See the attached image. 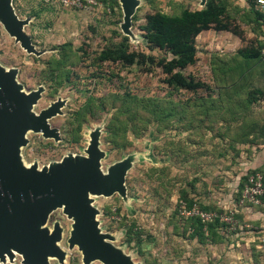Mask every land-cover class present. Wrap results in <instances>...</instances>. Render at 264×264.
I'll return each instance as SVG.
<instances>
[{"label": "rangeland", "instance_id": "obj_1", "mask_svg": "<svg viewBox=\"0 0 264 264\" xmlns=\"http://www.w3.org/2000/svg\"><path fill=\"white\" fill-rule=\"evenodd\" d=\"M226 2L238 34L209 30L196 38L197 61L181 71L203 84L194 91L167 85L157 64L171 56L148 47L142 27L156 12L201 10L199 0H139L131 35L121 30L119 0H99L86 11L12 0L17 16L29 20L24 31L40 56L27 54L0 24V66L17 70L24 93L43 89L33 112L64 103L61 114L48 121L59 141L27 132V145L20 149L23 165L40 170L68 155L85 156L96 130L104 173L131 159L125 198H90L100 231L134 264H264V218L257 209L237 207L233 196L242 174L264 169V62L238 54L255 48L264 29L249 12L252 0ZM118 48L145 60L137 58L131 66L100 61L103 52ZM249 94L256 100L251 105ZM189 200L241 217L234 227L219 228V240H207L208 231L191 225L186 215ZM55 223L63 230L62 264H83L78 249L68 248L72 221L62 209L51 213L46 226L52 230ZM48 262L60 264L55 258ZM0 264H21V257Z\"/></svg>", "mask_w": 264, "mask_h": 264}, {"label": "water", "instance_id": "obj_2", "mask_svg": "<svg viewBox=\"0 0 264 264\" xmlns=\"http://www.w3.org/2000/svg\"><path fill=\"white\" fill-rule=\"evenodd\" d=\"M203 8L207 0H199ZM123 12L121 30L131 35V21L139 0H119ZM0 24L27 54L40 56L25 33L29 20L20 19L12 0H0ZM17 70L0 66V263L10 262L15 254L21 264H49L55 258L64 262L65 252L59 223L52 230L46 224L55 210L72 221L68 248H77L83 264H134L131 258L112 244L113 237L102 233L96 220L98 211L91 196L125 198V178L131 159L101 170L105 154L99 148V131L91 134L85 156H66L61 162L38 169L23 165L20 149L27 145L26 133L41 134L59 141L57 130L48 121L61 114L64 103H52L38 114L33 112L43 92L38 88L24 93L16 82Z\"/></svg>", "mask_w": 264, "mask_h": 264}, {"label": "trees", "instance_id": "obj_3", "mask_svg": "<svg viewBox=\"0 0 264 264\" xmlns=\"http://www.w3.org/2000/svg\"><path fill=\"white\" fill-rule=\"evenodd\" d=\"M98 1L99 0H97V2ZM252 2L249 12L254 14L255 21L260 23L261 27L264 29V11H261L257 7L256 0H252ZM209 30H214L216 32H230L233 35L238 34L237 30L229 23L228 3L226 0H207L206 5L201 10H183L180 14L174 16L156 12L146 17V24L142 27V31L144 32V39L146 40L148 47L157 48L171 56L169 60L163 59L157 64L161 68L162 73L167 76L166 83L168 86L188 91H194L203 87V84L188 80L183 76L181 71L196 63V38L201 33ZM263 44L264 32L262 33L261 41L258 42L255 48L241 49L238 51V54L245 61H262L260 50ZM137 58L142 61L145 60L143 54L128 52L127 48H118L113 51L103 52L100 61H111L113 63L119 62L131 66ZM255 101L256 100L253 98L252 94L247 96V104L251 105ZM256 172L264 173V169H251L240 176L238 190L235 195H233L236 196L235 205L237 207L244 183L250 175ZM194 204L196 203L189 200L187 202V210H189ZM200 210L203 212L222 213V210H215L201 206ZM255 212L259 217L264 218V209H257ZM240 217L239 213H236L235 211L234 218L238 219ZM189 219L191 225H196L201 230L204 229L208 231V234L205 236L207 240L213 237H216L219 240V228L227 226L226 224L220 223L219 220H215L212 223H205L198 217H191ZM203 234H205L204 231ZM213 244L216 243L213 242Z\"/></svg>", "mask_w": 264, "mask_h": 264}, {"label": "built area", "instance_id": "obj_4", "mask_svg": "<svg viewBox=\"0 0 264 264\" xmlns=\"http://www.w3.org/2000/svg\"><path fill=\"white\" fill-rule=\"evenodd\" d=\"M58 5L65 10L86 11L97 7V0H45ZM257 7L264 11V0H256ZM261 59L264 62V44L260 50ZM238 207L251 209H264V173L256 172L250 175L244 183L241 197L238 202ZM186 215L191 217H198L205 223H212L219 220L220 223L234 227L235 211L229 213L219 214L216 212H203L194 204L189 210H185ZM264 252V244L262 246Z\"/></svg>", "mask_w": 264, "mask_h": 264}, {"label": "crops", "instance_id": "obj_5", "mask_svg": "<svg viewBox=\"0 0 264 264\" xmlns=\"http://www.w3.org/2000/svg\"><path fill=\"white\" fill-rule=\"evenodd\" d=\"M264 217V216H263ZM262 219V217H260Z\"/></svg>", "mask_w": 264, "mask_h": 264}, {"label": "bare ground", "instance_id": "obj_6", "mask_svg": "<svg viewBox=\"0 0 264 264\" xmlns=\"http://www.w3.org/2000/svg\"><path fill=\"white\" fill-rule=\"evenodd\" d=\"M51 260V259H50Z\"/></svg>", "mask_w": 264, "mask_h": 264}]
</instances>
